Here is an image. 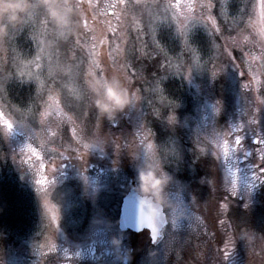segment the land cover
I'll use <instances>...</instances> for the list:
<instances>
[{
	"label": "rangeland",
	"instance_id": "rangeland-1",
	"mask_svg": "<svg viewBox=\"0 0 264 264\" xmlns=\"http://www.w3.org/2000/svg\"><path fill=\"white\" fill-rule=\"evenodd\" d=\"M227 1L0 0L1 154L37 186L39 232L47 234L0 246V264H38L28 256L58 254L65 240L82 238L63 225L61 203L70 184L86 197L88 217L94 214L81 233L96 237L107 256L98 264H115L114 249L127 257L119 264H209V241L200 250L204 261L196 258L193 240L204 229L199 217L212 204L210 190L229 203L232 215L245 209L258 217L251 230L233 215L238 235L249 237L247 251L235 249V257L236 264H264V0H246L234 17ZM194 26L210 39L206 61L189 48ZM160 32L176 38L178 53L157 42ZM19 33L31 52L14 48ZM173 77L186 84L194 103L162 91L161 81ZM9 79L34 84L25 108L3 92ZM106 86L119 89L118 102L106 98ZM164 135L183 164L176 170L158 161ZM252 144L261 168L244 167L251 176L242 177L240 161L249 158ZM53 162L60 164L56 184L45 178ZM71 168L84 182L75 176L57 184L75 174L62 176ZM182 168L189 179L178 173ZM132 181L142 194L158 201L166 196L170 224L155 244L147 230L118 227L120 200ZM220 211L225 221L223 204Z\"/></svg>",
	"mask_w": 264,
	"mask_h": 264
},
{
	"label": "trees",
	"instance_id": "trees-1",
	"mask_svg": "<svg viewBox=\"0 0 264 264\" xmlns=\"http://www.w3.org/2000/svg\"><path fill=\"white\" fill-rule=\"evenodd\" d=\"M245 2L246 0H228L226 3V11L229 10L228 16L234 17L237 12L240 11V6ZM10 3H12V0H10ZM156 24L158 25V22H156ZM19 34H17L13 40L14 48L17 51L27 49V52H31L29 41L23 38V33ZM159 36L160 40H157V42L165 45L168 49H171L172 52L178 53L180 46L178 45L175 37L174 39L169 38V36H166L162 32L159 33ZM187 40L191 44V47L189 46V48L191 49L194 47L201 60L206 61V59H209L210 45L208 40L210 39L207 37L206 33L201 30V28L194 26L191 29ZM208 55L209 57H207ZM161 83L163 84V89L166 91L167 95L170 96V98L175 100L187 98L194 103L193 97L189 94V90L185 87L186 84H184L181 79H175L174 77L169 79L164 78ZM5 84L3 92L6 93V96L10 99L11 103L17 104L21 108H25L33 97L34 84L29 81H19L15 79H9L5 82ZM190 101H188L189 104ZM165 135L162 137L163 141L169 142L168 137L170 135ZM172 136L175 137V134L172 133ZM180 140L183 144H186V140H184V138H180ZM3 148H5V139L0 133V246L5 243L9 246L16 245L18 242L28 237L31 233L37 234L39 232L40 228L38 227V224L40 214L36 202L37 200L28 190V184L22 179L20 173H18L14 167L11 159L1 154ZM250 148H252L251 158L254 159V162H257L255 145L252 144ZM166 156L169 157V161L166 163L167 168L170 169L175 166L174 168L176 170L177 167L183 166L182 163H179V158L176 155L166 154ZM257 163L260 164L259 162ZM195 166L196 169H198L197 164H195ZM262 168H264V166ZM183 170L184 168L178 170V173L185 176ZM191 176L192 175L185 177L189 179ZM201 180L203 182V179ZM261 191L264 194V185L261 188ZM210 192L213 193V195H209L212 198V204L210 207L206 208L204 212L205 215L199 217L201 223L205 224L204 229L199 236H196L193 240V245L196 249L195 251H199L198 254H196V258L202 257L205 261V256L202 252H200V250L204 248L209 241V249L211 250L210 257L206 256V259L210 258L211 260L210 263L208 262L209 264H227L226 261L227 259H230V256H228L230 254L233 255L231 256V260L234 261L233 264H236L235 249L238 250L241 248L243 249L242 251H247L246 247L248 245L246 242L249 237L246 236L247 234L244 235V233H239L241 236L238 235V229L234 225L232 217L234 215V217L240 220L241 223H248L251 230L257 228L255 220H257L258 217L255 213L251 214L245 209H239L232 215L231 210L228 209V207L230 208L229 203L227 202L228 206H226L221 202V199L218 198L220 195H214L212 190H210ZM222 204L226 210L225 221H223L224 214L221 211L219 212V207ZM210 208L213 210L209 212L208 209ZM243 212L247 214V220L240 218ZM186 217H189V215L187 214ZM190 217L192 218L189 219H194V221L198 220V217L195 218L193 215H190ZM261 231L264 230L261 229ZM246 255L247 254L244 255L245 259Z\"/></svg>",
	"mask_w": 264,
	"mask_h": 264
},
{
	"label": "flooded vegetation",
	"instance_id": "flooded-vegetation-1",
	"mask_svg": "<svg viewBox=\"0 0 264 264\" xmlns=\"http://www.w3.org/2000/svg\"><path fill=\"white\" fill-rule=\"evenodd\" d=\"M162 91L164 93H166V91L164 89ZM163 149L166 152L163 151ZM169 149H170V151H169ZM251 150H252V148H251ZM157 151H158V154H157L158 161L161 160L163 162V159H164L166 161L165 164L168 163V161H169V157H167L166 154L167 155H176L177 154L175 151L174 145L171 144V142L163 141V139L160 140V144H158ZM167 151H169V152H167ZM251 153H252V151L249 153V158H245L244 160L240 161L239 167L241 170L240 172L243 173L242 177L251 176V175L245 173V171H243L244 167L248 166L250 168L251 167H258L259 168V164L257 162H254V159L251 158L252 157ZM58 162H56V163L53 162L51 164L52 168H50L49 170L46 171L45 178L47 180H49L50 183L55 182L54 184H56V182L58 180L55 176V174H56L55 172L59 171L56 169L60 165ZM65 165L66 164L64 163L61 166L65 167ZM174 167L175 166H173L172 168L175 170ZM162 168H164V165H162ZM165 169H166V167L163 170L165 171ZM262 170H263V168H262ZM70 173H75V174L71 175L69 178L63 179V182H59L57 184H61V183L64 184L66 182L70 184L74 180L75 176H80L84 182L82 174L80 173L79 170H77L75 168L66 169V171H62V176L67 177ZM133 182L134 181L131 182L130 188L127 192H129L133 188V184H134ZM70 185L72 186V187H69V189L71 191H68V190L66 191V199L67 200L65 202L63 201V203H61L63 205L64 204L66 205L65 208H63L64 209L63 210V220H64L63 225L67 229H69L67 233L71 234V237L72 236H79L78 234H80L82 236V238H79L77 240H75V239L74 240H71V239L65 240L64 246L62 248H56V250L60 251V253H58V254H53L52 252L46 251L45 256H44V253H42L41 256H39V258H37L35 256V254L32 253L31 256H28L29 261L34 257L35 259L39 260L38 264H82L83 262L87 263V264H98V262L100 260L107 257L106 255L103 254V251L100 250L99 247L97 248L98 241H97L96 237H92L93 235H90V234L81 233L84 230L83 226L87 225L89 223L88 222L89 219L91 217H93L94 214L90 215L88 217V214L90 213L91 207H89V204L87 203V201L85 199L86 197H84L82 195V192L79 191L75 185H73V184H70ZM50 186L51 185L48 184L47 189H49ZM65 187H66V185H65ZM84 187H85V184H84ZM135 188L137 189L136 186H135ZM28 190L30 191V193H32L34 195V198H36L37 193H38L37 186L28 185ZM52 192L53 191H51V193ZM61 192L63 193V191H61ZM171 193L174 194V191L173 192L171 191ZM124 195H126V194H124ZM164 195H162V198H160L161 200H159V202L163 204V207L165 210V198H166V196H164ZM174 196H175V194H174ZM174 196H172L171 198L178 205L177 207H179L180 202L177 200V196H175V197ZM122 199L120 200V208H121ZM53 200L55 202H57L55 200V197L53 198ZM156 200L158 201V199H156ZM120 208H119L117 215H119ZM165 212H166L167 219H168V224H167V226H168L170 224V218H169V215H168L166 210H165ZM61 215H62V213H61ZM82 221H84V223L79 225ZM118 227H119V225H118ZM166 227L163 229L162 233L164 232ZM126 231L132 232V230H126ZM126 231H122V232H126ZM73 234H76V235H73ZM46 236H47V234H45V232H43V233L39 232L38 234L31 233L28 235V239L34 238L33 240L39 241V240H44L46 238ZM53 256L55 257L54 260H52ZM110 256L112 257L111 259L115 264H119L120 258H122L125 261V263L128 262L127 257L126 256L121 257L116 252V249H114L113 252L110 253Z\"/></svg>",
	"mask_w": 264,
	"mask_h": 264
},
{
	"label": "water",
	"instance_id": "water-1",
	"mask_svg": "<svg viewBox=\"0 0 264 264\" xmlns=\"http://www.w3.org/2000/svg\"><path fill=\"white\" fill-rule=\"evenodd\" d=\"M255 141H257L255 139ZM168 219L163 204L152 195L139 193L135 185L123 197L118 225L120 230L149 231L151 243H156L167 226Z\"/></svg>",
	"mask_w": 264,
	"mask_h": 264
},
{
	"label": "clouds",
	"instance_id": "clouds-1",
	"mask_svg": "<svg viewBox=\"0 0 264 264\" xmlns=\"http://www.w3.org/2000/svg\"><path fill=\"white\" fill-rule=\"evenodd\" d=\"M105 96L110 99L113 103L118 102L119 89L111 86L105 87Z\"/></svg>",
	"mask_w": 264,
	"mask_h": 264
},
{
	"label": "bare ground",
	"instance_id": "bare-ground-1",
	"mask_svg": "<svg viewBox=\"0 0 264 264\" xmlns=\"http://www.w3.org/2000/svg\"><path fill=\"white\" fill-rule=\"evenodd\" d=\"M123 200V199H122ZM121 204H122V202H121Z\"/></svg>",
	"mask_w": 264,
	"mask_h": 264
}]
</instances>
